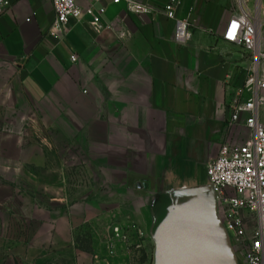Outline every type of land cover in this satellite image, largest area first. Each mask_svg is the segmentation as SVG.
Listing matches in <instances>:
<instances>
[{"label":"crops","instance_id":"1","mask_svg":"<svg viewBox=\"0 0 264 264\" xmlns=\"http://www.w3.org/2000/svg\"><path fill=\"white\" fill-rule=\"evenodd\" d=\"M8 1L0 60L17 65L30 103L65 125V138L96 171L85 200L58 199L59 226L90 218L98 237L115 238V226L125 242L144 234L157 189L201 184L221 144L247 138L246 128L228 124L248 65L247 54L221 37L234 0H180L176 16L195 19L185 45L172 40L174 21L159 13L166 0H77L80 18L69 17L60 38L49 33L50 0ZM134 5L146 11H130ZM67 244L69 261L58 264H72L78 247Z\"/></svg>","mask_w":264,"mask_h":264},{"label":"rangeland","instance_id":"2","mask_svg":"<svg viewBox=\"0 0 264 264\" xmlns=\"http://www.w3.org/2000/svg\"><path fill=\"white\" fill-rule=\"evenodd\" d=\"M45 109L28 100L17 65L0 60V264L68 262L72 242V264H153L148 231L118 243L108 231L98 237L90 218L59 226L58 199L85 200L96 171Z\"/></svg>","mask_w":264,"mask_h":264},{"label":"built area","instance_id":"3","mask_svg":"<svg viewBox=\"0 0 264 264\" xmlns=\"http://www.w3.org/2000/svg\"><path fill=\"white\" fill-rule=\"evenodd\" d=\"M114 3L120 0H112ZM127 4L132 0H124ZM235 12L221 31L222 39L238 46L248 56L245 77L232 102L229 125L239 124L248 131L240 144L224 141L215 157L206 165V173L216 196L220 218L233 239L244 264H264V0H234ZM54 12L50 34L64 37L69 17L80 18L77 0H50ZM180 0H166L159 11L174 21L172 40L185 45L191 36L193 18H179L176 8ZM10 6L0 0V13ZM130 11L145 12L142 6ZM104 8H99L102 13ZM26 20H29L27 18ZM91 25H98L93 16ZM71 62L76 56H69ZM243 118L240 119V115ZM115 240L125 242L127 235L113 227ZM139 236L143 233L137 230ZM109 248V245H108Z\"/></svg>","mask_w":264,"mask_h":264},{"label":"water","instance_id":"4","mask_svg":"<svg viewBox=\"0 0 264 264\" xmlns=\"http://www.w3.org/2000/svg\"><path fill=\"white\" fill-rule=\"evenodd\" d=\"M149 206L144 233L154 245L153 264H244L221 221L206 166L201 184L168 183Z\"/></svg>","mask_w":264,"mask_h":264}]
</instances>
